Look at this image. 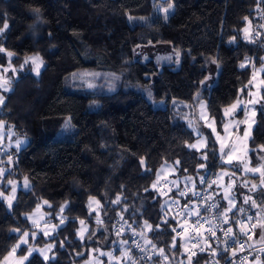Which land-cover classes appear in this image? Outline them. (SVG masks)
<instances>
[{
	"label": "trees",
	"instance_id": "1",
	"mask_svg": "<svg viewBox=\"0 0 264 264\" xmlns=\"http://www.w3.org/2000/svg\"><path fill=\"white\" fill-rule=\"evenodd\" d=\"M169 2L174 8L165 20L163 8ZM260 4L261 0H0V28L5 22L9 25L0 46L15 53L11 58L0 53V67H8L10 59L17 72L16 77L8 73L12 91L0 90L6 97L0 120L15 137L28 139L26 146L3 149L0 156V192L10 190L8 180L22 184L11 208L0 199V263L23 232L35 231L28 215L48 201L51 206L44 210L55 224L65 203L67 219L53 235L40 232L17 251L23 256L28 248L52 244L49 260L35 252L24 264H85L95 257L101 261L97 264H113L98 250L111 252L121 239L139 264L130 235H117V220L150 240L158 252L163 249L168 259L159 252L154 264H187V243L176 236L179 222L165 207L169 197L158 190V173L170 165L173 177L182 183L223 166L211 136L204 150L190 147L198 136L187 114L194 117L199 102L206 100L210 117L221 129L225 109L247 97L253 71L264 67V36L261 42L257 37ZM129 15L135 19L129 21ZM248 25L255 42L245 39ZM137 45L165 46L157 55L166 63L143 60ZM32 55L44 61L39 76L30 71V63L20 69L25 56ZM246 58L250 62L241 67ZM84 73L98 74L95 87L82 81ZM262 107L264 102L250 140L254 166L264 163ZM69 118L72 127L64 128ZM220 189L215 199L224 211L228 204ZM117 196L120 202L113 203ZM89 197L99 200L96 211L88 207ZM256 199L264 203L262 190ZM241 208L227 215L253 216L256 225L257 210L238 211ZM97 213L102 223H97ZM80 220L89 225L83 240L77 235ZM210 254H196L192 264H206ZM259 260L264 264V253Z\"/></svg>",
	"mask_w": 264,
	"mask_h": 264
},
{
	"label": "rangeland",
	"instance_id": "2",
	"mask_svg": "<svg viewBox=\"0 0 264 264\" xmlns=\"http://www.w3.org/2000/svg\"><path fill=\"white\" fill-rule=\"evenodd\" d=\"M164 47L165 46H143V47L138 48L137 53H138V56L141 57L143 60H149V59L156 60L159 58V56L157 55L158 52L160 50H163ZM162 58H165V57H162ZM158 62L162 64V63H166V60L159 59ZM5 68H8L7 72H12V68H13L12 66L11 67L9 66L0 67V75L7 76V73L4 72ZM42 69L43 67L41 68L40 73ZM261 73H262L261 69H255V72L252 75L249 92L253 93V95L249 96V92H248L246 98H239L242 101V103L237 108L229 111L227 115H225V112H224L225 122L221 129H218L216 122L210 117L206 100H201L199 102V105L197 109L195 110L194 117L190 118V112L187 114V118L189 119L190 123L192 122L191 124L189 123V126H191L195 134L198 136V139L194 143V145H196L195 149L196 150L199 149L197 151H202L207 147V144L209 142V139H208L209 136H211L213 140L216 142L218 154L220 155V157H221L220 150H221L222 143L225 145L223 149L225 154L231 151L233 148H235L236 150L235 156L231 164L226 163L224 159L221 158V162L223 163V166L218 168L217 170L218 175L220 176V186L223 189L224 199L225 197H227V199L225 200L228 204V208L231 207L228 203V200L232 199V200H235V207L241 206L244 210H249L250 208L251 209L254 208L257 210V213H259V215L256 214V221H255L257 229H264V227H261V225L264 224V203L261 204L260 201L256 199L260 190H262V197L264 198V187L261 186V182H260L261 178H260L259 173L253 174L252 172L243 171V164L240 163V161L246 160L248 162L249 167H256L259 165L258 164L254 166L252 164V160L250 157V152H251L250 140L252 137L253 129L257 122L258 112L260 110L262 103L264 102V99H262L264 83H262L263 79H262ZM12 76L16 77L17 72H15V74L13 73ZM96 78L98 77L94 75H83L81 79L88 88H92V87H95L96 85L95 83L97 80ZM249 99H256L259 102L255 104H247V101ZM201 102L204 105L203 108L200 106ZM175 105H179V104H177L176 102H173L172 106H175ZM251 109H255L256 111V115L254 117L255 123L252 125L250 137L247 140H243L242 138L244 136L245 129L248 126L246 123H243V121L248 120L249 122H251V120L253 119V117L251 116V111H250ZM241 113H244V119L242 123L240 120L241 118H239V115ZM202 114L205 118H202ZM225 125L228 126L227 132H225V127H224ZM213 129H215V132L213 131ZM218 135H219V139H218ZM2 136L3 138L0 140V156H1L3 149L9 150V149L17 148L16 143L18 140L25 142V143H22L19 148L26 146L28 143V139L26 138L15 137V131L13 129L7 130L5 123L3 127H0V137ZM172 174H173L172 166L164 165L158 173V178L156 181L157 185H158V180L160 178H170L173 181L180 182V180L175 179ZM253 178H258L259 182L257 180H254ZM181 182L182 183L187 182L191 184L193 188H196V185H197V180L194 178H191V179L186 178L182 180ZM14 183H15L17 190L20 187H22V184L16 181H14ZM253 184L257 185V187L254 189L252 188ZM9 188L10 190L8 192L6 193L2 192L3 196H0V199L5 200L7 205H8V201L5 199V197H10L12 195L11 193L12 185L9 184ZM17 190L15 193V198L17 195ZM246 196L251 197L253 200H255L259 207H252L251 200L247 204L244 203V198ZM15 198L12 200V204L15 201ZM44 206H49V203L45 204L43 202L41 205L36 207V209L31 214L28 215V218L31 224H33V220L36 221V226H35V231H28V236L26 237L27 241H29L31 236L33 237V233H35V236L33 238H36L40 232L43 233L44 235H45V232H47L48 233L47 236H50V235H53V232H54L53 230L57 228V224H55L52 221V219L49 218V214L45 212ZM93 207L96 208L97 206L93 205ZM235 207H232V209H234ZM57 217L60 218L61 220V218L64 217V214L59 212L57 214ZM85 226L87 227V230H88L89 225L85 223ZM81 227L82 226L80 225L79 229H81ZM256 232L258 233V230ZM258 236L259 235H257V237ZM121 241H126V240L121 239L117 243L116 247H114L115 249L113 251L106 252L103 249H99L98 254L101 255V253H104V255H101V256H107L109 259V262L113 264L114 263L115 264H132V261H135V264H136V260L131 256L130 252H129V255L132 257V260H129L126 256L122 255V251L124 249L128 250V247H127L128 243L121 244ZM18 243L20 244L19 248L22 245H25L24 243H20V241ZM19 248H17L15 253L12 255H10L11 253L10 252L0 264H24L27 260L21 261L22 256L17 255V251ZM45 248L32 247L31 248L32 254L35 252L39 253L37 249H45ZM117 248H120L121 250L119 253L114 254ZM108 253L112 254V258H110L109 255H107ZM25 255H27V253ZM29 257L30 256H28V258ZM115 257H120V259L117 260L115 259ZM98 262H101L99 260V257L98 258L95 257L93 259L91 258L85 264H97Z\"/></svg>",
	"mask_w": 264,
	"mask_h": 264
},
{
	"label": "built area",
	"instance_id": "3",
	"mask_svg": "<svg viewBox=\"0 0 264 264\" xmlns=\"http://www.w3.org/2000/svg\"><path fill=\"white\" fill-rule=\"evenodd\" d=\"M259 18L260 23L257 26L259 35L257 37L261 42L264 36V27H262L264 25V0H261ZM201 178H203V183H201ZM220 187V176L216 171L207 172L199 177L196 188H193L187 182L180 183L170 178H160L158 180V190L169 197L165 207L179 222L176 229V236L184 238L186 241V248L188 249L186 251L187 256L191 251H195L197 254L202 253L199 249L203 247L205 251L215 249L217 253L215 256L210 254L206 264H217V262L218 264H255L256 258H259L260 254L264 253V251H261V249H264V244L254 242L255 227H253V220H247L248 216L231 217L226 215L228 223L223 222L225 217L218 215L222 211L219 209L215 199V193ZM181 191L185 193L184 196L179 194ZM184 201L187 202L185 203ZM212 205H216V207L213 208ZM197 211L199 213L198 215ZM205 221H211L212 223L207 224ZM238 221H244L247 225L245 229L248 232L247 236L240 231ZM212 225H216L215 237H212L206 231ZM114 226L116 231L130 235L129 243L139 264H154L153 260L159 253L156 248L153 249V246L147 243L142 235L132 233L124 221L117 220ZM228 227L233 228V233L225 237L224 232L220 229L223 228L226 230ZM249 236L251 239L248 238ZM233 240L236 241L234 245L236 250L235 256L232 255L231 248L229 251H224L226 246L233 244ZM225 241H227V245ZM198 242L199 246L193 248L192 245ZM241 243L244 244L243 250L240 248ZM209 244L211 248L208 247ZM137 245L140 247H137ZM141 248L144 251H141ZM149 257L151 258L149 259Z\"/></svg>",
	"mask_w": 264,
	"mask_h": 264
},
{
	"label": "snow or ice",
	"instance_id": "4",
	"mask_svg": "<svg viewBox=\"0 0 264 264\" xmlns=\"http://www.w3.org/2000/svg\"><path fill=\"white\" fill-rule=\"evenodd\" d=\"M174 8V4L172 2H169L168 3V6L163 8V12L165 13V16H164V19L167 20L168 19V14H169V11L170 9ZM37 12V14L39 13V10L36 9L35 10ZM128 19L129 21H132L133 19H135L134 17H132L131 15L128 16ZM245 20H247L248 18L247 17H244ZM249 24H251V22L249 21ZM9 27V25L5 22L3 24V27L0 28V36H2L3 32L5 30H7ZM262 27H264V25H262ZM243 32L245 33V39H248L250 42H255L254 40L251 39V32L249 30L248 27H245L243 29ZM257 35H259V33H257ZM232 40L234 41L235 40V37H232ZM137 47H140V45H137ZM3 52H6L7 53V56L9 58H11L12 56L15 55V53L11 52V51H7L3 46H0V53H3ZM179 56V53L177 52V57ZM158 59H164V58H158ZM166 59L168 60H171V57H167ZM178 59H177V63H178ZM250 61H248V59L246 58L245 62L242 63L240 66L241 67H245L247 65V63H249ZM31 64L32 65V68L30 69V71L34 72L36 76H39L40 75V70L41 68L43 67L44 65V61L43 59L39 56V55H32V56H25L24 58V61H23V64L20 65V69L23 70L24 66L25 65H28V64ZM211 63H214V64H217V68H219V63L217 60L215 59H212L211 60ZM9 67H11V61L9 59ZM8 71V68H5L4 69V72L7 73ZM12 72L15 74L16 72V69L13 67L12 68ZM75 75V74H73ZM84 75H98V74H95V73H84ZM211 77H205V80L209 79ZM11 83H12V80L11 78H8L6 77L5 75H0V90H2V92H10L12 91V87H11ZM201 83H204V81H201ZM262 83H264V81H262ZM211 85L208 86L209 90L211 89ZM241 91H243V89H241ZM2 92H0V107H3L4 104H5V99L6 97L2 94ZM148 96L151 97V91H148ZM253 93L249 92V96H252ZM197 97H199V93H197ZM262 99H264V97H262ZM259 101L256 100V99H249L247 101V104H255V103H258ZM242 103V101L240 99H237L232 105H230L229 108L225 109V115H227L229 113V111L237 108L240 104ZM202 108L204 107L203 103L201 102V105H200ZM251 116L253 117V119L251 120V122H249L248 120H245L243 121V123H246L248 126L247 128L245 129V132H244V136H243V140H247L249 137H250V133H251V128H252V125L255 123V120H254V117L256 115V111L255 109H251ZM261 112H264V107L261 108ZM202 118H205L202 114ZM4 126V122L2 120H0V127H3ZM64 128H69V127H72L71 124H70V118L68 120L65 121V124L63 126ZM225 127V132H227V125L224 126ZM213 131L215 132V129H213ZM218 139H219V135H218ZM22 143H25L24 141H17L16 143V147L19 148L20 145ZM190 147H193L195 148L196 145H190ZM225 145L222 143L221 144V158L224 159V161L226 163H229L231 164L232 161H233V158L235 156V148H233L231 151H229L228 153H224L223 149H224ZM199 150V149H197ZM260 150L261 151H264V145H261L260 146ZM203 159H207V154L204 153L203 156H202ZM11 160V157L9 158ZM261 160H264V157H261ZM179 161H175V164L179 165ZM240 163L243 164V171L245 172H252L253 174L255 173H259L260 175V182H261V186L264 187V163H261L259 164L258 166L256 167H249L248 166V162L246 160H241ZM140 164L141 166H145V159L144 158H140ZM200 167H204L203 164L200 165ZM146 170H149L148 168H146ZM187 169H185L186 171ZM4 174V169H0V176H2ZM191 179V178H189ZM203 178H201V183H203ZM8 184L12 185V188H11V193L12 195L10 197H5V199L8 201V207L11 208L12 207V200L15 198V193H16V186H15V183L14 181L12 180H8L7 181ZM24 187L25 188H28V183H27V177H25V184H24ZM153 188L156 187V183H154L152 185ZM257 185L256 184H253L252 185V188H256ZM181 196H184L185 193L183 191H181L179 193ZM195 194V193H194ZM0 196H3V193L0 192ZM225 199H227V197H225ZM251 200V205L252 207H259L256 203L255 200H253L251 197H245L244 198V203H248L249 201ZM120 202V196H117L116 197V200L113 201V203H119ZM45 204H48V201H44ZM228 203L231 207L225 209L224 211L220 212L218 215L221 216V217H225L224 219V223H228V219L226 218V215H227V212L231 211L232 210V207H235V200H232V199H229L228 200ZM93 205H96V206H100V202L99 200H96L94 197H89V204H88V207L90 208L91 211H96V208L93 207ZM51 205H49L50 207ZM65 207H67V204L65 203L64 205H62L60 207V213H63L64 212V209ZM213 208L216 207V205H212ZM238 211L240 212H243L244 209H238ZM198 211H197V215H198ZM257 215H259V213H257ZM67 219V217H63L61 218L60 220V223L63 224L64 221ZM253 219V216H248L247 217V220L248 221H252ZM96 221L97 223H102V221L100 220L99 218V213H97V217H96ZM166 222V221H165ZM80 225L82 226L81 229L78 230L77 232V235L79 237V239L83 240L84 239V234L87 232V227L85 226V221L84 220H80L79 221ZM197 223H199V221H197ZM205 223L207 224H211L212 222L211 221H205ZM238 225H240V231L244 234V235H248V232L245 231V229L247 228V225L244 223V221H238L237 222ZM33 224L34 226H36V221L33 220ZM55 227V226H53ZM145 227L151 231L152 230V226L150 224H148L146 221H145ZM159 227V226H157ZM215 227L216 225H212L211 227L207 228L206 231L212 236V237H215L216 236V231H215ZM253 227H256V225L254 224ZM261 227H264V224L261 225ZM173 231H175V229L173 228L172 229ZM222 232H224V235L225 237H228L229 234H232L233 233V228L232 227H228L226 230L221 228L220 229ZM13 232H19L20 230L19 229H12ZM250 231V230H249ZM45 235H48L47 232H45ZM117 235H120V231L117 232ZM28 236V232H23L21 234V236L18 237V240L20 241V243H24V244H27L28 241L26 239V237ZM35 236V233H33V237ZM249 239H251V237L249 236L248 237ZM207 239V238H205ZM261 240L264 241V235L261 236ZM127 241H121V244H126ZM147 243L151 244V241H147ZM236 241L233 240V244L232 245H229V246H226L224 248V251H229V249L231 248V251H232V255L235 256L236 255V250H235V245ZM225 244L227 245V241H225ZM20 244H16L12 250H11V253L10 255L14 254L16 249L19 248ZM173 248L175 247V238H173V243L171 245ZM199 246V242L197 244H193L192 247L193 248H196ZM54 247V245L52 244H49L45 249H37V251H39L40 255L43 257V259L45 261H48L49 260V252L52 250V248ZM61 247H63V242H61ZM137 247H140L139 245H137ZM209 248H211V245L209 244L208 245ZM240 248L241 250H243L244 248V244L241 243L240 244ZM153 249H155V245H153ZM141 251H144L143 248L140 249ZM201 252H204L205 251V248L203 247H200L199 249ZM27 251V255H24L21 257V261L23 260H27L28 259V256H31L32 255V249L31 248H28L26 249ZM185 251H188L187 248H185ZM261 251H264V249H261ZM160 254L164 256V259H168V257L166 255H164V251L163 249L161 248L159 250ZM196 252L195 251H191L190 254L187 256V264H192V258L194 256H196ZM217 253H216V250L215 249H211V255L215 256ZM101 255H104V253H101ZM107 255H109L110 258H112V254L111 253H108ZM122 255L126 256L129 260H132V257L129 255V250L127 249H124L122 251ZM53 260H55V255L53 254L52 257H51ZM151 257H149L150 259ZM7 259V258H6ZM115 259L119 260L120 257H115ZM246 259V258H245ZM132 264H135V261H132ZM218 264V262H217ZM255 264H260L259 262V259H257V261L255 262Z\"/></svg>",
	"mask_w": 264,
	"mask_h": 264
},
{
	"label": "crops",
	"instance_id": "5",
	"mask_svg": "<svg viewBox=\"0 0 264 264\" xmlns=\"http://www.w3.org/2000/svg\"><path fill=\"white\" fill-rule=\"evenodd\" d=\"M248 28H249V30H250V32H251V39L254 37V35H255V32H254V30L251 28V26L250 25H248L247 26ZM258 69H261V71H262V73H261V75H263V73H264V67L263 68H258ZM255 72V70L253 71V73ZM9 72H7V76L6 77H8L9 78V74H8ZM262 79H263V76H262ZM263 93H264V90H263ZM239 118H241L240 120H241V123H242V121H243V119H244V113H242V114H240L239 115ZM241 123H240V125H241ZM239 125V126H240ZM3 138V136L2 137H0V140ZM64 223H65V221H64ZM63 223V224H64ZM60 225H62L61 223H60V221H59V223L57 224V228L56 229H54L53 231L55 232L57 229H58V227L60 226ZM88 230H89V228H88ZM88 230H87V232H88ZM257 231V230H256ZM255 231V234H254V242L255 243H257V244H264V241H262L261 240V236L262 235H264V229H258V233ZM53 232V233H54ZM87 232L84 234V236L87 234ZM257 233V234H256ZM257 235H259L258 237H257ZM51 236V235H50ZM127 247H128V245H127ZM128 250H129V252L131 251L130 250V248L128 247ZM131 254V253H130ZM131 256L133 257V255L131 254ZM257 259H259V258H256V261H257ZM259 262H260V260H259Z\"/></svg>",
	"mask_w": 264,
	"mask_h": 264
}]
</instances>
